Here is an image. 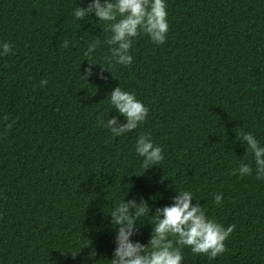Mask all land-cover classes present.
I'll return each instance as SVG.
<instances>
[{"label": "trees", "instance_id": "16d2710c", "mask_svg": "<svg viewBox=\"0 0 264 264\" xmlns=\"http://www.w3.org/2000/svg\"><path fill=\"white\" fill-rule=\"evenodd\" d=\"M90 2L0 0V42L13 48L0 57V264H110L108 215L126 192L151 208L132 237L147 246L151 215L181 190L235 225L226 252L209 259L184 247L183 264H264V180L238 138L250 132L264 146V0H167L166 42L137 37L128 66L106 59L110 33L94 14L74 18ZM92 42L90 62L105 71L95 65L86 80ZM118 86L149 114L114 137L98 118L123 121L110 104ZM140 135L164 155L145 171Z\"/></svg>", "mask_w": 264, "mask_h": 264}, {"label": "clouds", "instance_id": "9594fccd", "mask_svg": "<svg viewBox=\"0 0 264 264\" xmlns=\"http://www.w3.org/2000/svg\"><path fill=\"white\" fill-rule=\"evenodd\" d=\"M72 14L78 21L94 14L99 23L107 26L110 35L104 44L108 46L110 55L106 59L109 63L123 66L133 62L130 50L137 37L146 35L153 43L163 45L169 30L167 0H91L86 7H75ZM68 43L64 40L62 46L68 48ZM97 43H90L85 52L90 58L87 60L89 67L83 75L86 80L93 74V66H101L90 62ZM12 52L10 43L0 42V57ZM47 83V80L40 82L42 87L47 86ZM110 104L123 117V121L118 122L117 117L108 115L106 120L98 118V123L114 137L133 132L146 121L149 114L148 107L134 93L122 90L119 86L111 91ZM238 138H242L248 153L254 157L256 179L264 180V146L250 132H242ZM135 152L142 158L144 171L164 160L162 147L150 135L138 136ZM237 171L241 176H250L253 168L249 164H241ZM177 192L171 205L157 208L155 214L151 215L154 227L147 246L138 240L134 242L132 237L139 234L138 225H142L139 221L145 215H150L151 208L142 198L125 200L128 195L126 192L108 215L115 231V248L110 264H183L184 247L190 248L193 254L206 255L209 259H215L227 251L225 241L233 233L235 225L225 228L215 219L209 218L204 207L193 204L192 192ZM222 200V194L214 196L215 204H221Z\"/></svg>", "mask_w": 264, "mask_h": 264}]
</instances>
